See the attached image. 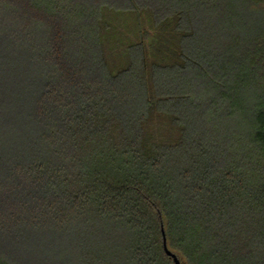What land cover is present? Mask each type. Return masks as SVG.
I'll return each mask as SVG.
<instances>
[{
  "label": "trees",
  "instance_id": "obj_1",
  "mask_svg": "<svg viewBox=\"0 0 264 264\" xmlns=\"http://www.w3.org/2000/svg\"><path fill=\"white\" fill-rule=\"evenodd\" d=\"M264 264V0H0V264Z\"/></svg>",
  "mask_w": 264,
  "mask_h": 264
},
{
  "label": "water",
  "instance_id": "obj_2",
  "mask_svg": "<svg viewBox=\"0 0 264 264\" xmlns=\"http://www.w3.org/2000/svg\"><path fill=\"white\" fill-rule=\"evenodd\" d=\"M163 237H164L165 250H166L167 254L172 257L174 264H182L179 256L175 252H173L171 249H169L167 237H166V233H165L164 229H163Z\"/></svg>",
  "mask_w": 264,
  "mask_h": 264
}]
</instances>
